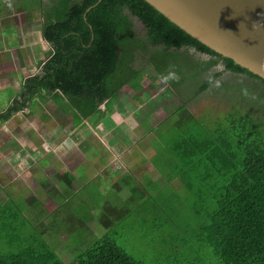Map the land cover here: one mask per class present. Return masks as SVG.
<instances>
[{
  "label": "trees",
  "instance_id": "1",
  "mask_svg": "<svg viewBox=\"0 0 264 264\" xmlns=\"http://www.w3.org/2000/svg\"><path fill=\"white\" fill-rule=\"evenodd\" d=\"M47 1L41 8L42 34L51 56L38 74L25 80L18 98L0 114V123L29 108L34 99L51 97L66 108L70 123L90 120L95 128L111 100L139 72L153 81L164 79L171 110L149 132L154 148L145 150L147 164L160 181L151 185L157 195L137 197V211L146 215L142 229L152 225L150 243L168 258L164 264H181L174 253L181 248L192 264H264V90L256 95L264 79L213 53L145 0ZM217 66L222 71L213 72ZM223 74L252 82L245 83L247 90L223 85L229 95L232 86L242 92L238 104L246 112L232 106L217 115L195 116L189 105ZM187 88L194 90L196 100L187 97ZM248 90L257 96L254 100ZM246 102L251 109L244 107ZM2 190L0 186V233L6 236L0 242H6L8 251L0 252V264H143L108 236L76 251L77 257L66 263L45 240L49 231L43 219H24V200H32L40 212L41 203L32 197L18 200L6 191L3 197ZM169 213L177 219L165 220ZM161 231L170 242L159 243L156 233ZM16 248L18 253L10 252Z\"/></svg>",
  "mask_w": 264,
  "mask_h": 264
},
{
  "label": "rangeland",
  "instance_id": "2",
  "mask_svg": "<svg viewBox=\"0 0 264 264\" xmlns=\"http://www.w3.org/2000/svg\"><path fill=\"white\" fill-rule=\"evenodd\" d=\"M35 1L37 0H6V3H3V0H0V10L12 8V2H15V5L16 3L18 4L17 10L22 9L23 6L33 10V7L37 6ZM37 17L38 15L35 16V18ZM133 21L135 28L142 31L140 22L136 19H133ZM38 42L39 39L35 43L37 44ZM38 46L34 52L42 53L43 49H38ZM190 54L196 59L206 61L204 57L196 55L194 52ZM212 71L220 72L222 71V67L217 66ZM243 79L244 78L223 74V76H220L216 82L212 83L208 89L200 95L198 102L189 105L190 111L198 117L217 115L220 111H229L232 106L243 113L246 112L245 109H241L240 106L242 105L238 104L241 97L244 98L242 92L235 90L236 87L232 86V88L227 90L228 92L232 90L230 92L232 95H229L223 89V85H237L241 86V88H245V83H252L249 80ZM152 81L150 79L147 80L146 76L142 74L137 79L133 80L132 84L124 89L116 99H113V101L111 100L112 119L117 123V128L114 131L118 134L119 141H124L119 144V147H112L113 161L116 159L114 162L112 161V175H100V180L95 182V184H87L85 182V177L82 175V170L79 169L74 171L73 175L62 174V178H60L59 181L57 179L58 177L53 179L50 187L47 185L44 188L42 185L31 184L28 186L30 190H26L27 185H25L26 187H22L21 184H15L11 185V188L7 190V192H12L15 197L19 196L28 199L32 197L41 203L42 209L40 212V210L35 208L32 200L28 202H26L27 199L24 200L28 205L25 211L28 217L24 219L34 220L32 217L35 215L37 219H43L44 225H46L49 231L45 236V240L48 245L51 246V250H56L66 263L72 262L77 257L76 255L78 253H76V251L85 248L87 245L94 244L101 236L113 238L117 246L121 247L129 256L143 264H164L168 262V258L161 256L162 254L160 255V248L150 243L152 241V235L154 234L151 230L152 225H147L150 230H148L147 227H145L146 230L142 229V221L146 215H142L141 211H137L140 204V200H138L137 197L145 199V197L150 195H157L152 192L153 186L151 185L152 183H158V181H160L158 173L145 163L147 159L145 148L146 150L148 148V152H150V149L152 151L154 147H151V140L147 141L145 140L146 138L143 137L147 136L145 133L149 135L150 131L159 126V124L167 118L171 110V106H169L171 104L164 98V94L167 93L169 88L168 82L163 79ZM220 83L221 85H219ZM258 90L259 89L256 90V95H261L264 88L262 87L261 90ZM248 91L250 93L248 96L251 100H254L256 95H253L255 93L252 90ZM135 93H140L139 97L136 99L138 103H141L143 99L146 101L148 118L147 122H142V126L145 130L140 127L141 124L138 123L139 121L137 118L135 119L129 114L130 111L128 109L132 106L130 99H132ZM6 97L4 92H0V111L5 107L4 99ZM187 97L196 100L194 90L189 89L187 91ZM41 102H43V100L40 98H36L33 101V111L36 115L35 123L39 126L37 127L38 131L30 133L28 136L27 129L29 128H27V126H19L21 135L19 142L18 140H14L16 138L13 136L10 140H7L4 138V133L0 130V139H4L5 141V143L0 146V183L2 185L14 180L16 171L20 175L30 173L26 174L24 176L25 178L37 172L38 177L43 179L44 170H49L50 167V162H48L45 156L48 152H59L70 149L69 152L74 153V155H79L80 152L85 153L90 151L89 148L96 150V144L103 147L101 142L92 141L94 145L89 147L88 143H84L83 145H78V147L74 149L70 148V146H72L71 144L64 146V143H62L57 149H53V147L49 145L51 142H49L50 137L46 138V134L41 133V131L48 132V130H43L41 127L45 126L47 118L44 119L38 116L40 113H43L38 107ZM127 102L129 106H127ZM258 103L261 104V102ZM253 106L256 108V104H253ZM244 107L251 109V106L248 105L247 102ZM25 110H29V108ZM62 111L63 110L59 108L49 112L52 114L47 113L45 115L61 119ZM2 130L5 129L2 127ZM114 131H112L113 137L115 135V133H113ZM59 135L60 132H58L57 135H53L52 138H57L58 142H60V139L57 137ZM23 137H25L24 141H22ZM143 140H145V143L141 144ZM23 146L28 150L34 148L32 158L35 159V162L30 165L28 164V162H32L28 159L30 155ZM9 154H11L12 159H8L6 156ZM120 157L124 159L120 160ZM77 160L81 159L77 158ZM13 162L18 165H13ZM143 163H145V165H143ZM80 164L82 166L83 160ZM70 165L72 164L70 163ZM18 175L16 174L17 177ZM36 182L37 181H35V183ZM137 184L141 185V187ZM38 186H40L39 189L36 188ZM73 186L76 188L77 192ZM59 187H61L62 190L57 191L53 189ZM49 188L51 190L46 191ZM47 192L49 193L48 195ZM19 197H17L18 200ZM32 206L34 209H31ZM46 211L51 213L49 217L46 215ZM175 216L176 215L169 213V216H167L165 220H176L177 218ZM106 221L109 225L103 224L106 223ZM179 225L182 230L186 229L185 224ZM156 234L159 243H162L161 239L170 242L166 235L167 233H164V231H161V234L159 232ZM0 236L5 237L6 235L0 233ZM194 244L195 241L192 243V248ZM161 250L171 251L172 249L167 246H161ZM1 251H8L6 242L4 241L0 242V252ZM18 251L19 249L16 248L15 251L11 250L10 252L18 253ZM186 251L187 250L181 248L180 250L174 251V253L181 264H192L190 256L183 253ZM174 259L175 257L172 256L171 260Z\"/></svg>",
  "mask_w": 264,
  "mask_h": 264
},
{
  "label": "crops",
  "instance_id": "3",
  "mask_svg": "<svg viewBox=\"0 0 264 264\" xmlns=\"http://www.w3.org/2000/svg\"><path fill=\"white\" fill-rule=\"evenodd\" d=\"M4 2L6 3V0H3V3ZM35 2L40 3L38 0ZM46 2L48 1L43 0V2L38 5L39 7H33V10L28 7L25 8L24 6L22 9L17 10L16 8L18 7V4L16 3L15 5V2H12V8L7 10H0V92H4L7 96L4 99L5 107L2 111H0V114L7 111L8 107L12 104L14 99L18 98L21 87L23 86L25 80L30 76L38 73L40 67L43 66L51 56V47L45 41L42 34L43 18L41 8L44 3L46 4ZM36 15H38L37 18H35ZM38 39L39 42L36 44L35 42ZM37 46L38 49H43L42 53L34 52ZM126 63L128 65L130 64L129 61H127ZM142 74L146 76L147 80L150 79L148 74L143 71L139 72L135 79H137ZM128 86L129 85H127L124 89H126ZM124 89H122L119 94H121ZM139 95L140 93L133 94L132 99H130V102H132V106L128 110L130 111L129 114H131L133 118H137V120L139 121L138 123L141 124L140 127L143 128L142 122H147L148 109L146 108L145 99H143L142 101L143 104L142 102H137L136 99L139 97ZM41 100H43V102H41L38 107L43 113H40L38 116L44 119L47 118L45 126L41 127L43 128V130H48V132L41 131V133L46 134V138L50 137L49 142H51L49 145L52 146L53 149H57L62 143H64V146L71 144L72 146H70V148L74 149L77 148L78 145H83L84 143H88L89 147L91 145H94L92 141L101 142L103 147L96 144V150L89 148L90 151H87L85 153L80 152L79 155H74V153L69 152L70 149H65L66 152H48L45 156L48 162H50V167L49 170H44V178L40 179L37 175V172L35 171V173L30 175L32 177L29 176L28 178H25L24 176L30 173H25L23 175L21 174V176L16 171V174H19L18 177L16 176V174H14V180H12L11 182L4 185L0 183V186L3 188V197L5 196L4 192H7L8 188H11V185L21 184L22 187H26L25 185H27L26 190H30L28 186L31 184L40 186L42 185L44 186V188L47 185H49L50 187L52 185L51 181L53 179H56L58 177L57 179L59 181V179L62 178V174L73 175L74 171H77L79 169L82 170V175L85 177V182L87 184H95V182L100 180V175H112V163L116 160L115 159L113 161L112 147H119V144L121 142H124L121 140L119 141L118 134L114 131L117 128V123L112 119V104H110L108 109V111L110 112L106 113L105 118H103L101 122H98L96 124V127L93 128L91 127V124H93L95 121L91 122L90 120H85L83 122L74 124L70 123V118L66 114V108H64L62 111L61 119H57L53 116H46L45 114L59 109V107L62 105H60V102H56V100L51 97ZM127 106H129L128 102ZM101 108L104 109L105 107L101 106ZM143 113L147 114L143 115ZM35 117L36 115L33 111L32 102L29 110L19 112V114L11 118L6 123H0V130L4 133V138L10 140L13 136L14 138H16L14 140H18L20 142L21 135L19 132V126H27V128H29L27 129L28 136L30 133L38 131L37 127L39 126H37V124L35 123ZM2 127L5 130H2ZM143 130H145V128H143ZM112 131H114L113 133H115L114 137L118 138H114L112 136ZM58 132H60V135L57 136L60 139V142H58L57 138H52V136L57 135ZM145 134L147 136L145 135L146 137L143 138H146L145 140L147 141L151 140L149 138H152V136L150 134L148 135L147 133ZM24 139L25 137H23L22 141H24ZM145 140H143L142 142L140 141L141 144L145 143ZM4 143V139H0V146ZM24 149L30 155L28 157V159L32 161L28 162V164L30 165L31 163L35 162V159L32 158V152L34 151V148H31L30 150L26 148ZM6 156L8 157V159H12L11 154ZM77 158L81 160H77ZM122 159L124 158L120 157V160ZM82 160L83 164L81 166L80 163ZM70 163L72 165H70ZM145 163L147 164V159ZM145 163H143V165H145ZM13 165L18 164L13 162ZM35 181L37 182L35 183ZM40 186L36 188L39 189ZM53 189L62 190L60 188ZM48 190L51 189L49 188L46 191Z\"/></svg>",
  "mask_w": 264,
  "mask_h": 264
},
{
  "label": "water",
  "instance_id": "4",
  "mask_svg": "<svg viewBox=\"0 0 264 264\" xmlns=\"http://www.w3.org/2000/svg\"><path fill=\"white\" fill-rule=\"evenodd\" d=\"M204 47L264 79V0H145Z\"/></svg>",
  "mask_w": 264,
  "mask_h": 264
}]
</instances>
